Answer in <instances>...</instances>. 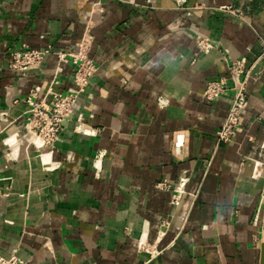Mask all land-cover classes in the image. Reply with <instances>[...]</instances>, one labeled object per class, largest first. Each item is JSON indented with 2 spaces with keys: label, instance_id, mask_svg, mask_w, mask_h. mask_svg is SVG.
<instances>
[{
  "label": "crops",
  "instance_id": "0c3cea01",
  "mask_svg": "<svg viewBox=\"0 0 264 264\" xmlns=\"http://www.w3.org/2000/svg\"><path fill=\"white\" fill-rule=\"evenodd\" d=\"M85 34L97 69L60 139L42 147L48 165L3 159L0 253L25 264H261L264 0H0L1 137L24 132L31 88L45 104L49 87L76 91L56 51ZM196 34L215 46L203 51ZM23 43L52 51L15 73L8 60ZM238 57L247 100L218 143L229 100L203 90ZM182 177L178 204L156 187Z\"/></svg>",
  "mask_w": 264,
  "mask_h": 264
},
{
  "label": "built area",
  "instance_id": "2783aa9c",
  "mask_svg": "<svg viewBox=\"0 0 264 264\" xmlns=\"http://www.w3.org/2000/svg\"><path fill=\"white\" fill-rule=\"evenodd\" d=\"M182 3L185 0H175ZM223 9L232 10L230 6H223ZM197 45L207 51L215 46L213 41L202 34L194 35ZM90 38L83 35L76 43L74 51L59 49L56 51L59 61H69L73 66V80L76 91L62 93L58 90L48 88L51 94L49 103L36 101L35 97L39 92V87L31 88L29 94L24 99L28 107L26 110V134H34L42 139L41 147L52 146L60 139L64 123L71 120L74 115L75 106L90 84V79L95 73L97 66L89 56ZM52 47L32 48L23 43L19 48L11 52L8 60V68L15 73H22L29 69L39 67ZM250 67L245 58L238 57L229 63V74L207 81L203 90V96L208 101H215L220 96L225 95L229 100L227 114L222 125L216 131L218 143L229 142L240 123L241 111L247 100V80ZM60 83L58 70L53 76L51 85ZM161 103L162 100H159ZM186 179L182 177L178 184L173 185L168 179H160L156 183L159 189L171 190L172 200L178 204L184 192ZM0 264H25V260L16 253L3 255L0 253Z\"/></svg>",
  "mask_w": 264,
  "mask_h": 264
},
{
  "label": "bare ground",
  "instance_id": "6f19581e",
  "mask_svg": "<svg viewBox=\"0 0 264 264\" xmlns=\"http://www.w3.org/2000/svg\"><path fill=\"white\" fill-rule=\"evenodd\" d=\"M13 133V132H12ZM30 135L29 138L23 139L22 142H19L17 135L10 134L5 135V140L8 143L13 144V151L10 155L9 159H5V163L7 166H9L11 169L14 168L11 162V158L17 157V159L21 162V165L23 166H29L33 168V164L31 162L32 157L37 156V161L39 163L40 169L44 167L45 165H48L50 161V153L43 151L41 149L42 139L34 134H26ZM7 143V144H8ZM31 146L36 147V151H31ZM31 170V168H30ZM29 170V171H30ZM23 171V169H22Z\"/></svg>",
  "mask_w": 264,
  "mask_h": 264
},
{
  "label": "rangeland",
  "instance_id": "374dc122",
  "mask_svg": "<svg viewBox=\"0 0 264 264\" xmlns=\"http://www.w3.org/2000/svg\"><path fill=\"white\" fill-rule=\"evenodd\" d=\"M85 35H87V34H85ZM27 126L28 125H27V120H26L25 125H24V127H25L24 132H22L20 135L17 134V137H18L19 142H22L23 139H26V138H29L30 137V135H26V127ZM7 143L8 142L5 140V137H1L0 136V172H3V170H4V168L2 166L3 165V159L4 158L9 159L10 158V154H12V151H13V144H11V143H8L7 144ZM44 147H46V146H44ZM41 149H42V147H41ZM13 159H14V161H16L17 157H14L13 156ZM45 166H47V165H45ZM4 188L11 189V185L10 184H0V196L1 195H4V190H3Z\"/></svg>",
  "mask_w": 264,
  "mask_h": 264
},
{
  "label": "water",
  "instance_id": "95a60500",
  "mask_svg": "<svg viewBox=\"0 0 264 264\" xmlns=\"http://www.w3.org/2000/svg\"><path fill=\"white\" fill-rule=\"evenodd\" d=\"M261 264H264V252H263L262 263Z\"/></svg>",
  "mask_w": 264,
  "mask_h": 264
}]
</instances>
